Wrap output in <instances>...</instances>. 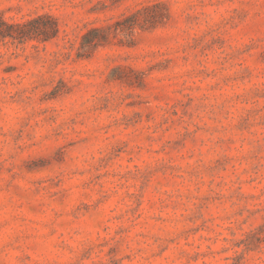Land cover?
<instances>
[{
    "label": "rangeland",
    "instance_id": "374dc122",
    "mask_svg": "<svg viewBox=\"0 0 264 264\" xmlns=\"http://www.w3.org/2000/svg\"><path fill=\"white\" fill-rule=\"evenodd\" d=\"M42 15L0 34V264H264V0H0Z\"/></svg>",
    "mask_w": 264,
    "mask_h": 264
},
{
    "label": "trees",
    "instance_id": "16d2710c",
    "mask_svg": "<svg viewBox=\"0 0 264 264\" xmlns=\"http://www.w3.org/2000/svg\"><path fill=\"white\" fill-rule=\"evenodd\" d=\"M149 10L151 8H146V10ZM137 13L132 14L130 17L126 18L125 21H129L130 26H134L135 23H133V19L136 17ZM41 20H47L50 22L49 27H43V28H28L31 25H34L37 21ZM4 26L6 28L5 31L0 29V34L3 36H9L12 39H23V38H36L40 34L43 37L42 40H49L50 38L56 36L58 33V25L57 22L52 19L50 16L42 15L38 16L35 19H32L30 21H27L25 23H16V24H6L4 23ZM110 29V27H101V28H93L87 31L83 35V44L90 45V46H96L103 44L107 40L106 32ZM85 46V45H83Z\"/></svg>",
    "mask_w": 264,
    "mask_h": 264
}]
</instances>
